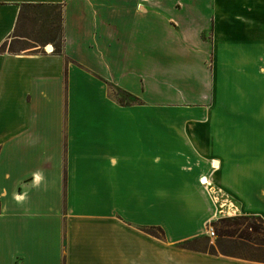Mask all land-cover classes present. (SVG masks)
<instances>
[{"label":"crops","instance_id":"obj_1","mask_svg":"<svg viewBox=\"0 0 264 264\" xmlns=\"http://www.w3.org/2000/svg\"><path fill=\"white\" fill-rule=\"evenodd\" d=\"M213 198L264 220V0H0V264H146L144 228L206 234Z\"/></svg>","mask_w":264,"mask_h":264},{"label":"rangeland","instance_id":"obj_2","mask_svg":"<svg viewBox=\"0 0 264 264\" xmlns=\"http://www.w3.org/2000/svg\"><path fill=\"white\" fill-rule=\"evenodd\" d=\"M34 12V9H27V11L24 12L25 17L21 20V27L19 29V32H30L33 31L28 18L26 17L27 15H32ZM38 41H40L38 39ZM54 46V45H53ZM87 89H85L86 91ZM110 94L114 95L116 100L118 101L119 104L121 105H128V104H136L141 102L139 99L135 100L131 96H129L128 92H121L118 88L116 87H111L109 88ZM132 95V94H130ZM120 101V102H119ZM53 107V106H52ZM55 109L52 108V112ZM214 165V162H213ZM209 191V190H208ZM209 195L212 197L217 196L215 191L210 192ZM211 198V197H210ZM213 202H217L216 198L214 199ZM221 210H219V207L216 210V215L214 217V220L210 221V223L207 225V230L206 234H202L197 236L198 238L196 240V244L199 248L203 249L204 247H207V240L208 238V244H212L214 248H217V240L219 241V245L227 250L233 251V252H238V253H243L248 256H251L254 254L253 251V246L248 243H243L241 242V239L238 238L239 235L242 233H246V238L249 235V238L251 241H254L253 239H257L260 236L264 237V221L262 222L259 220L257 217H254L256 215H248L247 219H241L237 216H239L237 213L233 215H229L228 213V208L231 203H225L221 202ZM225 203V204H224ZM217 204V203H215ZM233 206V205H232ZM233 208V207H232ZM232 217L236 219H231ZM231 219V220H223V219ZM249 225H256L260 232L262 234H257L255 232H252L249 229ZM159 227H146L143 230L145 233L148 235L147 237L143 236V243L146 241L145 246L142 247V253L145 254V259H146V264H160L162 261V264H193L188 262L190 259V254L191 249L183 248L180 246V243L183 241H178L175 243H170L167 241L165 237V232L162 228H160V231L157 230ZM219 230H227L229 233L232 234L229 238L227 237H218V231ZM147 231H151L154 235L149 234ZM139 237V236H138ZM134 238V241H138L139 238ZM220 238V239H218ZM186 240V239H185ZM139 242V241H138ZM242 244H244L242 246ZM245 244L247 246H245ZM199 253H204L208 254L209 256H218V257H229V258H234V259H239V260H245L237 257H231V256H226L223 254H220L219 252L215 254H209L207 252H202V251H197ZM231 261V260H228ZM248 261V260H245Z\"/></svg>","mask_w":264,"mask_h":264},{"label":"trees","instance_id":"obj_3","mask_svg":"<svg viewBox=\"0 0 264 264\" xmlns=\"http://www.w3.org/2000/svg\"><path fill=\"white\" fill-rule=\"evenodd\" d=\"M27 9H34V12L32 13V15L26 14V17L28 18L29 23L33 29V31L25 33L27 34L26 36L31 38L35 42H43V41L48 40L54 45L53 51L60 52L61 51V29H62L61 28L62 15L60 11V5H47V4H42V3L25 4L23 5V7L21 8L19 12L20 22L25 17L24 12L27 11ZM38 39L40 41H38ZM129 96L137 100L135 96L130 95V94ZM237 217L238 219L239 218L247 219L248 215H239ZM254 217H257L261 221L263 220L258 215ZM231 219H236V218L232 217ZM231 219L226 218L223 220H231ZM248 227L252 232H255L257 234H262V232H260L259 228L256 225H249ZM157 230L162 232L160 228H157ZM147 232L149 234L154 235L151 231H147ZM218 232H219L218 237L224 236V237L229 238L230 236H232V234L229 233L227 230H219ZM245 235L246 233H242L241 235L238 236V238L241 239V242L248 243L253 246L254 254L251 256H248L243 253L233 252V251L222 248L219 245L220 240H217V248H214L212 244H208V238H206L207 247H204L203 249L197 246L196 240L198 238L196 237L183 240L180 243V246H182L183 248H187V249H191L195 251L207 252L209 254H215L219 252L220 254H223L226 256L237 257V258L245 259L248 261L264 263V237L260 236L257 239H253L254 241H251L249 238V235H247L248 236L247 238ZM243 245L244 244H242V246ZM245 246L247 245L245 244Z\"/></svg>","mask_w":264,"mask_h":264},{"label":"bare ground","instance_id":"obj_4","mask_svg":"<svg viewBox=\"0 0 264 264\" xmlns=\"http://www.w3.org/2000/svg\"><path fill=\"white\" fill-rule=\"evenodd\" d=\"M52 49V46L51 45H48V51H50ZM205 180H203L202 182H204ZM214 199L215 198H213V201H214ZM214 203H217L216 205H217V208L219 207V210H221V204L222 203H219L218 202V200H217V202H214ZM233 207V208H232ZM237 209L234 207V206H232V205H230V207L228 208V213H229V215H233V214H236L237 213Z\"/></svg>","mask_w":264,"mask_h":264}]
</instances>
